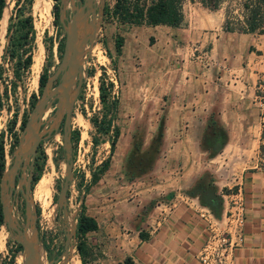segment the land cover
Masks as SVG:
<instances>
[{"label": "rangeland", "instance_id": "374dc122", "mask_svg": "<svg viewBox=\"0 0 264 264\" xmlns=\"http://www.w3.org/2000/svg\"><path fill=\"white\" fill-rule=\"evenodd\" d=\"M80 1L61 0L56 18L52 12L53 0L32 1L31 62L18 78L15 77L17 59L10 56L8 49V35L11 29L7 30L14 0L4 2L5 15L2 22L0 21V80L7 85L6 96L2 97L0 108V142L3 148L4 169L12 161L17 137L23 126L21 119L25 122L45 83L44 81L39 87L38 76L43 70L48 76L55 69L62 51L65 23ZM113 1L95 0L94 18L91 10H88L85 33L78 34L79 39H83V45L79 56L80 73L74 72L71 77V94H74L68 123L71 173L65 189L64 202L59 199V193L68 157L62 146L65 111L60 93L49 100L41 116L39 140L32 166L29 155H25L19 163L13 184L6 193V204L14 221L20 226L25 223L28 225V238H33L31 226L34 227L45 264H49L53 259L57 264L67 263V256L71 252L68 251L67 256L62 254L66 233L69 234L70 249L74 250L72 255L79 259L75 248L76 216L81 201L84 203L93 185H89L88 190L84 191V187L89 184L90 171L96 170L101 160L109 158L108 167L97 179L103 180L102 183L99 182L101 188H107V191L102 190L101 195L107 194L120 201H123V187L119 184L123 183V172L130 171L125 160L134 146L138 148V154H142L141 157L134 154L135 158L140 159L139 166L146 169L150 165L154 154L149 144L156 134L158 120L164 115L163 99L166 93H163L169 88L172 89L171 80L168 78L171 71L175 75L181 71L187 77L183 79L185 91L190 87L204 86L201 78L205 77L211 83L210 86L246 90L249 92L248 101L251 103L245 107L244 113L263 126L260 122V103L264 100V34L228 31L222 28L225 11L230 9L236 12V0H222L219 6L213 9L206 7L200 0H183L181 25L156 26L154 33L159 39L157 49L152 44L154 38L150 27L134 25L133 33L128 34L125 31L133 25L127 27L117 22L114 17L103 14L104 4L111 6ZM118 33L123 38L126 36V47L123 53L122 44L120 54H116L113 47L114 37ZM157 51L159 58L152 62V55ZM35 57L38 59L34 61ZM33 62L37 66L34 69ZM101 79L104 86L108 82L112 83L111 92L105 102L99 97L98 84ZM10 80L15 84H11ZM151 81L152 86L149 85ZM55 82L56 79L53 84ZM2 90L3 84L0 85V91ZM32 94L35 98L31 104ZM112 98L118 100L116 117L105 131L103 127L111 114L108 101ZM217 113L216 108L208 112V125L201 133V143L204 145H213L212 136L216 135V131L212 133V130L221 125L216 122ZM211 120L215 121L214 124ZM113 123L118 126L119 133L110 153L109 139L113 135ZM216 138L219 141L220 137ZM261 144L263 147L262 150L259 148V151L264 153V141L259 146ZM215 154L208 156L213 157ZM156 157L157 155L154 159ZM35 166L40 167L38 179L44 176L48 182L46 192L42 195L33 193L39 181L37 179L31 184ZM30 169L32 173L29 178L26 210L24 192ZM146 173H141L140 176ZM201 174L205 182L212 179L217 189L210 169H204ZM20 254L23 257L21 245L11 236L5 223H1L0 264H20ZM90 259L91 251L86 239L84 264H89ZM22 261L23 264V258ZM78 264H81L80 259Z\"/></svg>", "mask_w": 264, "mask_h": 264}, {"label": "crops", "instance_id": "0c3cea01", "mask_svg": "<svg viewBox=\"0 0 264 264\" xmlns=\"http://www.w3.org/2000/svg\"><path fill=\"white\" fill-rule=\"evenodd\" d=\"M146 26L151 28L152 44L157 49L159 39L154 31L158 24ZM133 27L125 32L133 33ZM125 47L126 36L123 53ZM158 58L157 51L152 62ZM168 78L172 89L163 93L162 135L150 171L133 178L123 172V183L119 184L123 201L101 195L103 189L107 191L99 184L102 179L87 193L85 212L97 224L85 235L91 251L89 264H124L125 256L135 264H201L197 255L206 235L202 211L209 208L186 190L207 168L218 191L222 186L236 185L243 190V241L234 251V264H264V153L259 151L264 125L244 113L251 103L249 92L210 86L207 77L201 78L204 86L185 91L183 79L187 77L181 71L178 75L171 71ZM213 108L227 137L221 149L209 157L201 144V133ZM222 212L223 208L217 219ZM140 230L145 237L139 236Z\"/></svg>", "mask_w": 264, "mask_h": 264}, {"label": "trees", "instance_id": "16d2710c", "mask_svg": "<svg viewBox=\"0 0 264 264\" xmlns=\"http://www.w3.org/2000/svg\"><path fill=\"white\" fill-rule=\"evenodd\" d=\"M33 0H14L13 13L9 16L7 24V30L11 29L8 35V49L10 56H15L17 59L18 66L15 71V77H20L21 73L27 69L31 62V44L33 41V25L32 17L30 14V6ZM182 1L183 0H114L112 5L104 4L103 14L105 16H112L117 22L126 25H157L164 24L168 26H179L183 23V12H182ZM206 7L213 9L217 8L222 0H200ZM238 7L236 12L227 9L224 13L222 21V28L228 31H239V32H257L264 34V0H236ZM4 2L0 0V21L4 13ZM60 0H53L52 12L56 18L59 11ZM123 44V36L116 34L113 41V47L116 54H120ZM22 56H24L22 58ZM61 56V55H60ZM47 77L45 70L38 76V86L41 87ZM0 78H2V67L0 65ZM11 84H15L13 80H10ZM3 84V90L0 91V108L2 106V97L6 96L7 85L0 80V85ZM112 83L108 82L106 86L103 85V80H99L98 89L99 97L102 102L107 100V95L111 92ZM35 96L32 94L31 104ZM109 109L111 110L110 116L106 119L103 129L108 130L112 121L116 117V108L118 104L117 98H112L109 101ZM94 123V121H92ZM214 120L211 123L214 124ZM216 122L217 119H216ZM24 119H21V125H23ZM208 125V119L206 125ZM162 119L158 120L156 134L151 139L149 148L153 152L150 165L146 169L139 166V158H135L134 154H138V148L134 146L125 160L126 166L130 171L125 172L127 178H133L134 176L145 173L152 166L154 157L158 154L159 144L162 135ZM113 135L109 139L110 153L112 152L115 144L116 137L119 133L118 126L112 124ZM216 131V135H213V145L202 144L207 149L208 154H215L218 152L226 141V131L221 125H217L216 130L213 129L212 133ZM220 137L219 141L216 137ZM263 145L259 146L262 150ZM134 152V153H132ZM140 154L138 157H141ZM3 148L0 142V178L4 169L3 160ZM109 158H104L99 163L96 170L90 171L89 184L84 187V191L88 190L89 185L93 184L100 175L108 167ZM127 169V170H129ZM40 167H36L33 170L31 177V184L38 179ZM203 174L198 175L195 182L186 191L189 194L197 195L198 200L201 204L209 208L210 212L215 216L219 217L222 210V196L221 193L227 190V187H222L219 191L212 183V179L208 182L202 180ZM40 180V178L38 179ZM38 183V181H37ZM3 223L1 206H0V224ZM97 227L95 219L85 212V205L83 201L80 203V208L77 212L75 221V248L78 253L81 264H84V253H85V240L86 232L93 230ZM141 238L145 237L143 231L138 232ZM44 248L48 251L46 245ZM49 254V253H48ZM124 264H135L130 256L123 258Z\"/></svg>", "mask_w": 264, "mask_h": 264}, {"label": "water", "instance_id": "95a60500", "mask_svg": "<svg viewBox=\"0 0 264 264\" xmlns=\"http://www.w3.org/2000/svg\"><path fill=\"white\" fill-rule=\"evenodd\" d=\"M94 9L95 0H81L68 17L64 26L65 34L60 59L53 72L46 77L40 95L34 101L32 108L30 109L22 126L21 132L17 137V144L13 150L12 161L6 169H3L0 178V206L2 220L5 223L7 230L9 231L11 236H13V238L21 245L24 264H42L40 256L36 250V247L39 246L37 234L34 227L31 226L33 238H28L27 223L20 226L17 222L14 221L10 212V208L6 204V193L9 190V187L13 184V180L17 172L19 163L25 155H29L30 163L32 166L34 153L36 151L37 143L39 140L38 132L41 116L49 100L56 94L60 93L62 95L63 107L65 111L63 118L62 146L65 149L68 157L63 184L59 193V199L61 198L64 202L65 189L68 185V179L71 173V159L69 158L70 150L68 144L69 115L74 98V94H71V77L74 72L80 73L79 56L81 54L83 39L80 40L78 34L80 32L81 35H84L87 12L88 10H91L94 18ZM55 79L56 82L53 84V81ZM31 173L32 170L30 169L28 179L25 182L24 202L26 210H28L27 192L29 191V178ZM69 245V234L66 233L62 250V254L65 256L68 255L70 247ZM49 264L57 263L56 260L53 259Z\"/></svg>", "mask_w": 264, "mask_h": 264}, {"label": "built area", "instance_id": "2783aa9c", "mask_svg": "<svg viewBox=\"0 0 264 264\" xmlns=\"http://www.w3.org/2000/svg\"><path fill=\"white\" fill-rule=\"evenodd\" d=\"M260 122L264 125V100L260 103ZM223 212L220 219L206 208V235L198 251L201 264H234V251L243 241L245 207L240 185L228 187L221 193Z\"/></svg>", "mask_w": 264, "mask_h": 264}, {"label": "bare ground", "instance_id": "6f19581e", "mask_svg": "<svg viewBox=\"0 0 264 264\" xmlns=\"http://www.w3.org/2000/svg\"><path fill=\"white\" fill-rule=\"evenodd\" d=\"M7 8V7H6ZM4 15H5V8H4V13H3V16H2V19H3V17H4ZM2 19H1V22H2ZM39 57V56H38ZM37 57H35L34 58V61H35V59H36ZM38 59V58H37ZM38 63V62H37ZM34 67H37V66H35V62H33V64H32V68L34 69ZM48 184V182H47V178H45L44 176H42L41 178H40V180L38 181V183L35 185V188H34V191H33V193H34V195L35 194H37V195H42L43 193H45L46 192V187L48 186L47 185ZM70 225V224H69ZM69 228H71V227H69ZM36 250H37V252H38V254H39V256H40V259H41V263L42 264H45L44 263V258H43V255H42V252H41V249H40V247L39 246H37L36 247ZM69 251L71 252V254L70 255H68L67 257V259H68V261H69V263H68V261H67V263L68 264H78V260L79 259H77L76 258V256L75 255H72V252L74 251L73 249H72V251H71V249H70V247H69ZM22 255L20 254L19 255V258H18V260H19V262H20V264H22ZM66 263V264H67ZM24 264V263H23Z\"/></svg>", "mask_w": 264, "mask_h": 264}]
</instances>
